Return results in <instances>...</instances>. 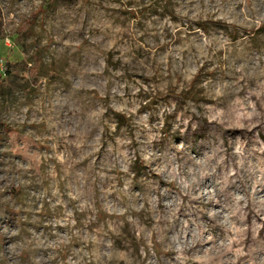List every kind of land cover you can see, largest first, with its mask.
Instances as JSON below:
<instances>
[{"label": "rangeland", "instance_id": "374dc122", "mask_svg": "<svg viewBox=\"0 0 264 264\" xmlns=\"http://www.w3.org/2000/svg\"><path fill=\"white\" fill-rule=\"evenodd\" d=\"M262 27L264 0H0V72L50 76L0 111V264H264Z\"/></svg>", "mask_w": 264, "mask_h": 264}, {"label": "trees", "instance_id": "16d2710c", "mask_svg": "<svg viewBox=\"0 0 264 264\" xmlns=\"http://www.w3.org/2000/svg\"><path fill=\"white\" fill-rule=\"evenodd\" d=\"M53 1L54 0H47L48 5ZM262 29H264V27H262L261 30ZM23 31L25 30H22V32ZM17 33L20 34L19 32ZM30 62H32V65L30 68H26ZM19 67L20 69H17ZM21 72H26V76H20ZM38 77L47 78L50 76L49 74L44 75L42 73L41 66L36 60L7 63L5 71L3 73L0 72V111L5 110L10 104H13L17 100L18 94L30 91V82L36 81ZM3 129L5 130V126L0 122V138L1 134L4 132ZM9 215V209H7L5 204L0 202V224L5 218H8Z\"/></svg>", "mask_w": 264, "mask_h": 264}, {"label": "built area", "instance_id": "2783aa9c", "mask_svg": "<svg viewBox=\"0 0 264 264\" xmlns=\"http://www.w3.org/2000/svg\"><path fill=\"white\" fill-rule=\"evenodd\" d=\"M2 60L0 59V66H1Z\"/></svg>", "mask_w": 264, "mask_h": 264}]
</instances>
